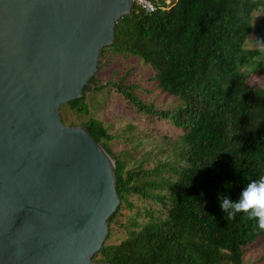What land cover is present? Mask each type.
Instances as JSON below:
<instances>
[{"label": "trees", "instance_id": "1", "mask_svg": "<svg viewBox=\"0 0 264 264\" xmlns=\"http://www.w3.org/2000/svg\"><path fill=\"white\" fill-rule=\"evenodd\" d=\"M153 1L154 12L134 5L116 21L98 70L133 58L149 67L146 85L128 82L130 71L117 81L95 75L80 98L59 107L61 121L74 126L67 115L79 116L115 163L119 207L93 260L244 264L245 248L264 232L245 214L228 221L218 196L235 200L264 174V83L256 82L264 78V54L248 47L251 35L264 39V0ZM104 88L173 128V159L126 168L109 144L117 137L90 115L87 95ZM155 90L175 97V106L156 104Z\"/></svg>", "mask_w": 264, "mask_h": 264}, {"label": "water", "instance_id": "2", "mask_svg": "<svg viewBox=\"0 0 264 264\" xmlns=\"http://www.w3.org/2000/svg\"><path fill=\"white\" fill-rule=\"evenodd\" d=\"M131 0H0V264L96 262L119 207L115 163L61 121Z\"/></svg>", "mask_w": 264, "mask_h": 264}, {"label": "rangeland", "instance_id": "3", "mask_svg": "<svg viewBox=\"0 0 264 264\" xmlns=\"http://www.w3.org/2000/svg\"><path fill=\"white\" fill-rule=\"evenodd\" d=\"M253 38V35L248 38L249 48H253ZM109 61L101 71H98L99 65L97 74L95 73L97 79L102 82L117 81L126 71H130L128 82L139 83L143 87L146 85V78L150 73L148 65L133 58H128L123 63L115 59ZM256 82L264 83V78L257 79ZM136 91L141 92V89ZM150 96L155 97L156 104L167 108L174 107L177 103L175 97L159 90H155ZM87 97L90 115L101 120L109 132L117 137L109 144L112 151L125 161L126 168L137 167L139 164L152 167L158 161L173 159L175 133L165 120L137 112L112 88L98 90ZM67 117V120L75 122L74 126H80L79 116L69 113ZM242 259L244 264H264V238L257 240L254 245H248Z\"/></svg>", "mask_w": 264, "mask_h": 264}, {"label": "clouds", "instance_id": "4", "mask_svg": "<svg viewBox=\"0 0 264 264\" xmlns=\"http://www.w3.org/2000/svg\"><path fill=\"white\" fill-rule=\"evenodd\" d=\"M252 47L258 53L264 54V39L253 38ZM218 200L228 221L234 220L237 214H245L255 222V228L264 232V174L250 180L237 199L220 195Z\"/></svg>", "mask_w": 264, "mask_h": 264}, {"label": "built area", "instance_id": "5", "mask_svg": "<svg viewBox=\"0 0 264 264\" xmlns=\"http://www.w3.org/2000/svg\"><path fill=\"white\" fill-rule=\"evenodd\" d=\"M133 6L136 5L146 13H152L157 8V3L153 0H131Z\"/></svg>", "mask_w": 264, "mask_h": 264}]
</instances>
